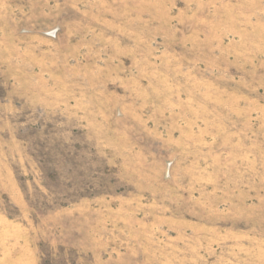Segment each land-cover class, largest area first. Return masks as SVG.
I'll return each instance as SVG.
<instances>
[{
  "label": "rangeland",
  "instance_id": "rangeland-1",
  "mask_svg": "<svg viewBox=\"0 0 264 264\" xmlns=\"http://www.w3.org/2000/svg\"><path fill=\"white\" fill-rule=\"evenodd\" d=\"M0 264H264V0H0Z\"/></svg>",
  "mask_w": 264,
  "mask_h": 264
}]
</instances>
